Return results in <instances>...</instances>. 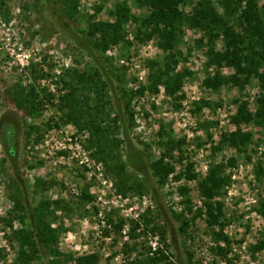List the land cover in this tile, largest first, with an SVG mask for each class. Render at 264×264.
<instances>
[{
    "label": "rangeland",
    "instance_id": "rangeland-1",
    "mask_svg": "<svg viewBox=\"0 0 264 264\" xmlns=\"http://www.w3.org/2000/svg\"><path fill=\"white\" fill-rule=\"evenodd\" d=\"M1 1L3 5L0 8V253L3 258L0 264L14 262L17 243L13 238V231L20 227L18 220L12 222V227L4 220L13 211V202L9 197L12 190L7 187L11 179L20 181L23 190L21 202L26 207L32 208L45 199L49 201L61 199L69 204L71 211L59 208L56 211L57 218L52 223V227L62 224L66 228L60 234L57 244L63 253L60 255L61 259L67 254L79 256L97 253L99 255L97 264H139L136 262L137 259L152 255L148 233L159 236L163 249L160 234L150 229L155 225L164 229V238L168 244L166 249L176 264H264V250L255 253L250 250L251 245L264 239L262 207L264 175L258 179L254 173L259 162L264 168V126L245 123L242 125L244 131L252 133L251 141L244 152L239 153L227 145L219 146L221 137L235 129L231 122V116L237 108L235 99L241 95L248 101L249 109H255L256 99L261 93L258 79L250 78L242 94L235 87L223 86L218 92L206 88L203 79L213 70L205 65L207 58L204 48H198L194 43L202 33L197 29L183 27V41L179 48L184 52L186 60H180L176 66V69L186 68L190 71L179 91L183 98L176 101L167 96L164 88L159 86L157 93L151 94L146 90L142 96L136 95L132 98L130 102L134 112L132 120L128 113L120 109L128 137L144 153H146L144 149H148L150 161L160 156L156 141L161 123L166 136L183 139L185 143L183 156L174 163V172L169 175L163 187L158 186L152 173L148 176L155 194L152 195L150 192L141 195L125 194L127 199L123 201L124 204L127 207L132 206L133 213H139V222L142 226L135 220L130 221V229L135 225V233L138 236L134 239L130 236L124 239L121 231L116 233L111 227L109 234L105 235V226L100 227V218L97 214L99 210L103 211L106 222L109 214L114 221L123 214L119 206L120 201L110 204V209L96 205L99 172L97 166L104 176L112 179L113 183L115 179L101 161L92 157L88 144L89 131L79 129L73 122L61 121L62 111L59 110L57 98L66 89L59 80L68 79L65 72L68 68L79 71L99 70L108 83L107 97L111 108L116 107L118 110L119 105L123 107L122 89L147 86L149 75L147 60L162 56L163 51L154 40L147 43L138 42L135 39L136 24L130 22L125 26L126 39L131 43L128 51L121 45H111L103 55L97 54L92 58L83 48L87 44L84 32L88 24L87 16L95 15L96 20H106L107 10L117 1H126L136 16L143 15L146 11L137 9L132 0H79L77 17L71 20L67 19L55 0ZM214 1L218 3L219 0ZM259 5L264 7V0H259ZM183 9L188 12L190 5H184ZM70 34H76L81 42L70 40ZM223 44L222 38H219L216 48L222 49ZM220 70L223 74L232 71L228 67H221ZM260 70L264 71V65ZM118 74L122 75L124 83L118 80ZM19 84L28 88L33 86L38 93V99H42L43 105L37 113L26 114L14 106L9 95ZM43 88L45 93L53 94V104L43 97ZM200 99L211 101L212 106L192 113L194 102ZM185 101H188L191 117L195 121V125L189 129V133L193 135L189 140L187 129L175 115L184 106ZM176 102H179L180 106L175 107ZM50 119L54 120L57 126L49 121ZM48 121L51 122V127L47 126ZM206 122L215 124L206 126ZM7 124H14L17 127L15 169L8 161L4 165L1 161L5 157L2 140ZM191 144L195 149H202V152L198 159L196 154L191 152L188 159L197 166L199 162H202L203 166L206 163L207 171L213 161L230 157L236 159V164L227 170L229 181L219 196L224 206L222 218L226 222L224 232L232 240L231 252H228L226 257L217 252V243L210 236V229L204 218L198 217L194 222H190L188 234H183L179 231L181 221L172 216V212L186 213L183 203L185 195L180 192L183 185L189 188L187 194L192 204L201 205L197 181L184 179L178 181L174 178L183 169L185 164L182 160L188 157L186 151ZM81 151L87 153L90 168L79 163ZM121 152L124 155V149ZM198 175L204 178L206 174L198 172ZM38 179L49 184L48 188L45 189L41 184L36 186ZM83 184L89 186L88 192L93 197V200L85 205L81 204L77 197ZM175 184L178 186L173 195L172 187ZM158 208L162 210L159 211ZM145 215L150 217L147 225L144 221ZM97 230H102L103 233L99 234ZM128 233L130 235V230ZM106 237H110V240ZM218 244L224 245L222 242ZM42 260L45 261L44 257ZM42 260L38 263L35 261V264H42ZM66 264L73 263L67 261Z\"/></svg>",
    "mask_w": 264,
    "mask_h": 264
},
{
    "label": "trees",
    "instance_id": "trees-1",
    "mask_svg": "<svg viewBox=\"0 0 264 264\" xmlns=\"http://www.w3.org/2000/svg\"><path fill=\"white\" fill-rule=\"evenodd\" d=\"M55 2L67 19L72 20L77 17L79 0H55ZM132 3L139 10L145 9L146 13L136 16L131 12L126 1H117L107 10L108 19L106 20H96L95 15H88L87 29L84 31L87 44L83 48L92 58H95L97 54L103 55L111 45H121L128 51L131 43L126 39L125 26L130 22L136 24L135 39L140 43L154 40L163 51L162 56L147 60L148 85H139L136 89L123 88L124 104L123 107L119 105L120 108L116 110V107L112 109L110 106L107 97L108 83L99 70L79 71L68 68L65 71L68 79L59 80L66 91L57 99L59 110L62 111L61 121L73 122L79 129L89 131L88 144L91 155L101 161L106 170L114 176L117 192L123 195L128 193L141 195L150 192L153 195L155 189L149 184L148 176L152 173L158 186L163 187L169 175L174 172V163L182 158L185 143L183 139L166 136L161 123L156 141L160 156L150 161L148 149L145 148L146 153H144L128 137L122 111L128 113L132 120L134 116L130 107L132 98L136 95L142 96L146 90L151 94L157 93L159 86H162L165 94L172 99L177 101L183 98V94H179V91L190 71L186 68L176 69L180 60H186L179 46L183 41V27L197 29L201 31L202 36L194 41L195 46L204 48L207 58L205 65L213 70L203 79V85L206 88L218 92L223 86L235 87L242 94L250 78L256 77L259 81L261 93L256 99L255 109H249L248 101L239 95L234 101L237 104L236 111L231 116L235 129L225 133L219 142V146L227 145L239 153L244 152L251 141L252 133L244 131L242 125L245 123L264 126V71L260 70L264 65V7L259 5V0H219L218 3L214 0H132ZM187 4L190 5V10L185 12L183 7ZM2 5L3 1L0 2V8ZM219 38H222L224 43L222 49L216 48ZM69 39L77 43L81 42L76 34H70ZM221 67H228L232 71L229 74H223ZM121 76L118 74L117 78L124 83ZM42 92L43 97L53 104V94L45 93V88ZM37 94L33 86L28 88L19 84L9 96L17 109L33 115L43 105L42 99H38ZM178 106L180 103L176 102L175 107ZM211 106V101L200 99L194 102L192 113ZM49 121L57 126L54 120ZM49 121L47 126L51 127L52 124ZM213 124L215 122L205 123L206 126ZM5 126L2 140L5 157L1 161L2 165L8 161L15 169L17 127L14 124ZM123 149L124 155L121 152ZM176 152L177 154H174ZM235 164L234 157L213 161L205 177L201 178L195 172L193 164L188 162L174 177L178 181L196 180L201 197V205H193L187 194L189 188L184 185L180 187V192L185 195L183 203L186 213L172 212V216L181 221L179 231L188 234L190 222H194L198 217L204 218L210 229V236L217 243L216 250L223 257L231 252L232 240L224 232L226 224L222 219L224 206L219 196L229 181L227 170ZM254 173L258 179L264 175V168L260 162L254 169ZM37 181L36 186L41 184L45 189L48 188L49 184L44 180ZM19 182L18 179H11L8 182L7 187L10 191L12 190L9 197L13 202V211L8 218L4 219L10 223L11 227L14 220L20 223V227L13 231L17 248L12 264H35L42 260V257L45 259L41 261L42 264H66L67 261L73 264H97L99 261L97 253L79 256L67 254L64 259L60 258L63 253L60 252L57 244L60 234L66 228L62 224L52 227V223L57 218L56 211L59 208L71 211L69 204L61 199L53 201L45 199L39 201L34 207L28 206V208L21 202L23 190ZM88 188L87 184H83L77 195L81 204L85 205L93 200ZM263 201L262 207H264ZM107 216V223L114 232L119 233L125 223L124 218L117 217L114 221L111 214ZM144 221L147 225L150 217L145 215ZM150 229L160 234L163 249L159 248L152 255L137 259L136 262L176 264L166 249L168 244L164 238V229L155 225ZM104 234L108 235L109 229L105 228ZM129 236L132 239L138 236L135 233V225L131 227ZM219 242L224 245L220 246ZM250 250L253 253L264 250V239L251 245ZM2 258L0 253V261ZM230 262L228 259V263Z\"/></svg>",
    "mask_w": 264,
    "mask_h": 264
},
{
    "label": "built area",
    "instance_id": "built-area-1",
    "mask_svg": "<svg viewBox=\"0 0 264 264\" xmlns=\"http://www.w3.org/2000/svg\"><path fill=\"white\" fill-rule=\"evenodd\" d=\"M188 104V101H185L184 102V106L178 111L175 113L176 116H178L179 119H181L182 121V124L184 126V128H186V133L187 134V138L188 140L193 136L192 133L190 132L189 133V129H191L194 125H195V121L193 120V118L191 117V111H190V106L187 105ZM191 152L195 153L196 154V158H200L201 157V152H202V149H195L194 145H189L187 147V151H186V154H188V157L185 158L183 161L184 164H187L188 162H191L192 163V160L191 159H188L190 158V155H191ZM82 153V156L80 157V161L79 163L80 164H85L88 168H90V165H89V157L87 156V153L84 152V151H81ZM79 156V155H78ZM193 164V163H192ZM194 166V170L196 173L198 172H203V174H207L206 171H207V165L205 163V166H203V163L202 162H199V165H193ZM202 167V171H200V168ZM97 170L99 171L98 172V175H97V196H96V205L99 206V207H105L107 209H110V204H114L115 201L117 203V201H120V207H121V212H122V217L124 218L125 220V223L123 224L122 226V230L121 232L124 234V239H127L128 236H129V230H130V221L131 220H135L138 222V224L140 226H142V224L139 222V213H133L132 210H133V207L132 206H128L124 204L123 201H125L127 199V197H125V195L121 194V193H118L114 187V183L112 181V179L110 177H107V176H104L103 173L100 171V167L97 166ZM208 172V171H207ZM178 184V183H177ZM177 184H175L173 187H172V191H173V195L175 194V191H176V187L178 186ZM254 199H253V203H254ZM98 214V217L100 218V223H101V226L100 227H104L105 228H108L111 227L105 220L104 216H103V211L100 209L99 212L97 213ZM137 230L139 231V229L137 228ZM97 232L99 234H102L103 231L102 230H97ZM149 235V242L148 244L151 246L150 248V254H153L157 249L161 248L162 249V246H161V242H160V239H159V236L158 235H153L152 233H148ZM107 240H110V237H106Z\"/></svg>",
    "mask_w": 264,
    "mask_h": 264
}]
</instances>
